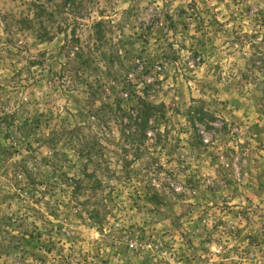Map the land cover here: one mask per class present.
Returning a JSON list of instances; mask_svg holds the SVG:
<instances>
[{"label": "rangeland", "instance_id": "1", "mask_svg": "<svg viewBox=\"0 0 264 264\" xmlns=\"http://www.w3.org/2000/svg\"><path fill=\"white\" fill-rule=\"evenodd\" d=\"M80 1V44L104 21L111 71L151 85L165 129L124 154L114 113L87 121L99 102L63 74L68 18L40 42L0 0V264H264V0Z\"/></svg>", "mask_w": 264, "mask_h": 264}, {"label": "trees", "instance_id": "2", "mask_svg": "<svg viewBox=\"0 0 264 264\" xmlns=\"http://www.w3.org/2000/svg\"><path fill=\"white\" fill-rule=\"evenodd\" d=\"M15 1L20 2L27 7L29 15H20V18L17 19L14 24H16L18 28L20 27L24 31L30 33L31 36L40 42L51 39L50 31L48 29L49 23L58 16H65L68 18V21L57 29V32L63 33L65 36L64 45L61 48V50H65L64 56L66 58V62L62 67L63 74L67 73L70 79L76 80L82 76V78H84L83 82L88 88V99L92 102H99L98 107H91L95 114L92 113L93 111H91V109L86 112V120L89 121L90 118L94 120L96 119L103 127L107 124L105 112L114 113L119 120L118 124L124 136L125 143L121 148V151L124 154L130 149H133V146L135 145L138 150H146L148 148L146 146L148 136L155 137L154 142L151 144L152 146H155L156 136L159 137L161 136V132H164L161 129H165L167 121L166 113L170 108L163 103L156 105L146 101V91L147 89L150 90L149 87H151V85H144L142 91H132L134 88L132 78H128V75H126L121 79L114 71H111L114 69L113 59L115 56H113L112 52L106 51L107 56L106 53L103 52L104 45L108 42L106 31L104 29V21L101 19L91 21L92 23L89 27L91 30L90 36L92 38V44L84 47L80 44V35L77 34V28L80 27L82 23V18L76 16L79 14V12L76 13V11L78 5L81 4L80 0ZM68 26H71L70 33L65 31ZM80 47H83V49ZM90 63H99L100 66H102V73L94 78L93 81L88 79L90 76L89 74L92 72L91 67L88 65ZM80 67H83V70ZM79 68L82 70L81 73H78V70H80ZM109 90L113 96L112 103L105 105L104 99L108 98L106 92ZM133 99L135 102L132 106H127L125 108L121 107L123 101H131ZM104 109L107 110L103 111ZM186 116L191 120L195 119L197 116L195 121L203 124L205 128L209 129L207 125L209 123L206 121L203 123L206 114L202 110L191 106L188 108ZM75 130L79 131L80 128L77 127ZM193 130L197 131V128L194 127ZM77 152L79 156L85 154L86 157L93 152V144L90 146L88 141L85 140L81 149ZM95 153L97 152L95 151ZM105 162L106 161L104 160V163Z\"/></svg>", "mask_w": 264, "mask_h": 264}]
</instances>
